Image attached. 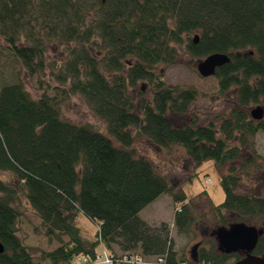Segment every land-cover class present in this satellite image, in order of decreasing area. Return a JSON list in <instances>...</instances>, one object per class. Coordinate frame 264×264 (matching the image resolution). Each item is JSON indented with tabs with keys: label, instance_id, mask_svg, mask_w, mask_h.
Listing matches in <instances>:
<instances>
[{
	"label": "trees",
	"instance_id": "16d2710c",
	"mask_svg": "<svg viewBox=\"0 0 264 264\" xmlns=\"http://www.w3.org/2000/svg\"><path fill=\"white\" fill-rule=\"evenodd\" d=\"M27 16L32 29L38 28L37 34L48 41L83 49L79 59L86 74L77 77L70 91L92 105L113 140L94 124L66 120L64 101L46 95L33 99L19 75L16 84L2 88L0 173L11 174L14 184L0 181V264H33V250L18 236L23 201L45 236L60 244L55 251L41 252L50 264H75L81 258L92 264L98 247L116 258L114 247L176 264L168 226L150 228L140 212L170 195L180 206L174 218L180 235L195 240L199 221L185 194H177L149 161L136 156V137L166 150L181 147L198 165L212 161L218 169L227 166L228 174L221 176L225 200L213 206L214 225L255 227L260 236L251 255L262 258L264 193L248 196L240 188L251 171L264 173V159L255 150L264 119L257 122L234 110L218 126H197L195 121L176 125L173 119L187 115L199 93L166 85L156 71L176 64L181 49L198 60L225 54L231 62L214 77L220 93L234 88L242 108L264 104V0H0L7 54L34 71L41 67L44 52L20 44ZM191 35L199 37L198 44ZM93 49L100 60L89 55ZM139 80L156 90L152 103L140 108L130 95ZM79 215L98 226L94 241L83 238L75 225ZM196 246L189 264L244 260L239 253H219L211 240Z\"/></svg>",
	"mask_w": 264,
	"mask_h": 264
},
{
	"label": "rangeland",
	"instance_id": "374dc122",
	"mask_svg": "<svg viewBox=\"0 0 264 264\" xmlns=\"http://www.w3.org/2000/svg\"><path fill=\"white\" fill-rule=\"evenodd\" d=\"M28 19L27 16L23 22L24 30L18 39L21 45L36 46L43 49L42 65L31 71L10 57L5 48L7 36L0 32V92L3 87L16 84L19 75L33 99L38 100L46 95L49 98L64 101L62 113L66 120L76 125L94 124L107 138L113 140L106 134V124L96 117L92 105L82 96L70 91L72 83L76 81L77 77H84L86 74L85 66L79 59L85 54L83 49L74 44H61L56 39L48 41L44 34H37L38 28L32 29ZM194 38V35L190 36L191 40ZM92 51L89 55L95 61L100 60L99 53L95 49ZM246 53L248 52L241 53V55ZM199 62L200 60L191 58L184 52V49H181L176 64L170 67L161 65L156 71L163 74L162 80L166 85L192 87L199 93L198 100L191 106L189 113L182 116L180 120L173 119L176 125L188 126L195 121L197 126H207L211 122L218 126L223 120L228 119L234 110L244 112L250 118L251 112L257 107L264 110V104H252L246 108L240 107L234 88L227 94H221L218 81L214 77L205 79L198 74L197 65ZM155 92L154 85L147 80H139L130 88V95L139 104V108L142 104H151ZM114 145L117 143L114 142ZM132 149L137 157L149 161L156 172L166 179L177 194H185L194 216L199 221L196 227L198 237L195 240L192 239L193 236L191 235H180L174 225L175 214L179 211L180 206L174 203L170 195L161 196L139 214V218L146 222L150 228H159L162 224L168 226L169 238L172 241L173 252L176 254V264L183 262L189 264L190 261H193V257L199 248H195V246L202 244L205 239L211 240L219 253H224L216 234L220 230H229L233 225L231 224L227 228L216 227L214 225L213 206H218L225 200L221 176L228 174V167L218 169L212 161L201 165L195 164L187 157L183 148L177 146L166 150L155 146L146 138L136 137ZM255 150L264 159L263 132H259L255 138ZM244 156L245 158L250 157L248 152H245ZM0 181L8 183L10 186L14 184L9 173H0ZM203 193H206V196ZM263 193V172L251 171L249 175L242 177L240 194L262 197ZM23 205L22 216L18 221V236L25 246L33 250V264H50L49 261L42 259L41 252L55 251L60 247V244L45 236L44 230L40 229V220L30 205L26 201H23ZM75 225L80 229L83 238L88 241L95 240L98 232V226L95 223L79 215ZM68 240V237L62 238L65 243ZM96 250L101 252L99 247ZM114 251L120 256L139 255L141 253L139 251L123 253L117 247H114ZM239 254L241 258L246 257V253L241 252ZM147 260L148 264H163L158 261L160 260L159 257H147ZM75 264H81L80 260H77ZM228 264L235 263L229 261Z\"/></svg>",
	"mask_w": 264,
	"mask_h": 264
},
{
	"label": "water",
	"instance_id": "95a60500",
	"mask_svg": "<svg viewBox=\"0 0 264 264\" xmlns=\"http://www.w3.org/2000/svg\"><path fill=\"white\" fill-rule=\"evenodd\" d=\"M199 37L195 36L194 44H198ZM231 59L225 54H212L205 59L200 60L197 65V72L202 78L215 77L218 69L229 64ZM251 118L254 121L264 119V110L257 107L251 112ZM217 240L225 254L247 253L248 256L237 264H264V258H258L250 255L258 242L260 232L255 227H248L244 224H235L229 230H220L217 232ZM196 246L195 248H197ZM4 252L0 244V254Z\"/></svg>",
	"mask_w": 264,
	"mask_h": 264
},
{
	"label": "built area",
	"instance_id": "2783aa9c",
	"mask_svg": "<svg viewBox=\"0 0 264 264\" xmlns=\"http://www.w3.org/2000/svg\"><path fill=\"white\" fill-rule=\"evenodd\" d=\"M164 264L162 259L158 260ZM83 264H89L86 258L82 259ZM92 264H148V262L141 256L136 254L124 255L121 257H114L106 252L97 254Z\"/></svg>",
	"mask_w": 264,
	"mask_h": 264
},
{
	"label": "flooded vegetation",
	"instance_id": "af4514ba",
	"mask_svg": "<svg viewBox=\"0 0 264 264\" xmlns=\"http://www.w3.org/2000/svg\"><path fill=\"white\" fill-rule=\"evenodd\" d=\"M195 249V248H194ZM251 255V254H250ZM248 256V254L246 253V257ZM246 257H244V259L246 258ZM235 264H237V263H235Z\"/></svg>",
	"mask_w": 264,
	"mask_h": 264
},
{
	"label": "crops",
	"instance_id": "0c3cea01",
	"mask_svg": "<svg viewBox=\"0 0 264 264\" xmlns=\"http://www.w3.org/2000/svg\"><path fill=\"white\" fill-rule=\"evenodd\" d=\"M151 205H152V204H151ZM147 207H148V206H147ZM147 207H146V208H147ZM146 208H145V209H146ZM141 212H142V211H141ZM141 212H140V213H141Z\"/></svg>",
	"mask_w": 264,
	"mask_h": 264
}]
</instances>
